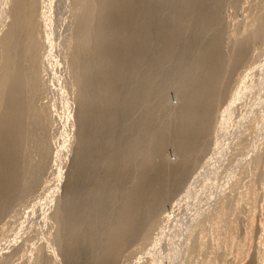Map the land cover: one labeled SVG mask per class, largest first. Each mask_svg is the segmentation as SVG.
Returning <instances> with one entry per match:
<instances>
[{
  "label": "rangeland",
  "instance_id": "rangeland-1",
  "mask_svg": "<svg viewBox=\"0 0 264 264\" xmlns=\"http://www.w3.org/2000/svg\"><path fill=\"white\" fill-rule=\"evenodd\" d=\"M12 3L13 0H0V38L10 29ZM84 3L85 0L39 1L36 33L39 57L36 108L39 123H33V119L29 118L31 134L27 142L28 160L31 167L36 168V179L32 187L10 202L0 215V264H71L65 251L66 244L60 240L61 236L69 234V230L60 231L55 213L64 201L68 174L80 148L77 119L79 89L72 55L76 15L81 12ZM192 4L193 14L187 16L192 17L189 21L191 25L194 20L203 19L207 8L218 7L220 10L218 28L205 27L202 35L195 36L198 38H193L191 47L187 49L190 53L187 52V57L191 59L200 44L220 41L224 74L220 79L221 95L214 107L211 128L193 156L181 185L159 208L152 226L133 235V238L129 236L111 264H264V30L261 39L250 37L260 20H264V0H199ZM183 5L181 1H174L156 13L172 17ZM242 43L245 52L236 63L232 59ZM175 62L176 59L162 67L141 66L136 70L141 72L140 75L136 78L123 75L117 81L116 92L111 93L115 96L129 86L141 88L138 81L145 78L148 72L175 73L172 76L157 75L159 81L165 80V83L161 82L163 87L159 96L163 108L157 113L154 111L150 123L139 124L143 121L142 110L145 107L136 104L131 108L130 117L126 119L127 122L130 119L132 124L136 121L137 127L130 131L131 134L127 131L120 137L118 145L122 151L112 152L114 155L117 153L118 162L115 160L112 164L103 160L93 167L86 164L87 171L84 168L83 173H79L83 176L77 178L75 194L88 193L89 190L92 192L90 201H95V198L100 200V207L103 206L98 207L96 213L99 212V217L105 216L101 219L106 226H98L104 229V236L107 233L105 228L121 208V198L138 175L135 166L147 151L146 146L150 145L152 128L158 130L165 127L164 123L171 120L172 111L182 103L180 91L190 77L182 76L183 80H180L181 72L196 69L194 65L181 66ZM150 75L153 74L148 77ZM233 98L235 100L229 106L228 101ZM172 134L174 131L165 135L154 155L155 161L171 165L178 162ZM132 137L140 140L138 152H145L127 163L123 159ZM125 141L126 144H123ZM119 162L124 166L119 167ZM101 180L104 188L96 195L94 192ZM105 220H109L108 225ZM101 233L86 245L90 248L85 246L81 249L77 264L100 262Z\"/></svg>",
  "mask_w": 264,
  "mask_h": 264
},
{
  "label": "bare ground",
  "instance_id": "bare-ground-1",
  "mask_svg": "<svg viewBox=\"0 0 264 264\" xmlns=\"http://www.w3.org/2000/svg\"><path fill=\"white\" fill-rule=\"evenodd\" d=\"M39 1L13 0V7L10 5L12 8L10 18L8 16L10 29L0 38V215L9 207L10 202L18 199L30 189L36 179V168L31 167L32 164L28 160L27 142L31 134L28 127L29 118L33 119V123H39V113L36 108L39 91V57L36 40ZM174 1H181L184 4L180 8L176 7L178 12L175 16L157 15L156 11L167 8L165 5ZM198 1L85 0L81 12L76 15L72 65L79 89L77 119L80 148L68 174L64 201L58 211H55L60 231L69 230V234L65 237L61 236L60 240L64 242V245L66 244L65 251L71 264L77 262L81 249L88 246L93 237L101 231V240L98 241L101 242L102 247H100L98 264H111L129 236L133 238V235L139 234L142 230L147 231L152 226L153 218L159 208L181 185L199 145L209 134L214 107L221 95L220 79L224 74L222 70L224 59L220 53V41L217 39L207 44L202 43L201 46L197 45L198 49L191 59H189L190 56L187 57V52L189 53L187 49L191 47L195 36L200 33L202 35L205 27L218 28V11L220 10L218 7L207 8L203 19H193L195 22L193 21L191 25L189 21L192 17L187 16L193 14L192 3ZM263 30L264 20L261 19L258 27L250 36L251 39H261ZM243 47L242 43L239 49H236L238 52L233 56L234 62L240 61L243 56ZM175 59L176 64L194 65L196 69H186L181 72V77H190L188 82L182 81L184 84L181 91L180 87L178 88L181 92L182 103L176 110L174 109L175 111H172L171 120L167 119L168 122L164 123L165 127L160 128L159 126L158 130L152 128L151 141L148 143L150 145L146 146L145 153L142 151L144 154L141 155V161L135 166L138 175L133 183L131 181L132 185L121 198V208L117 213L114 212L116 215L110 212L115 217L112 223L110 222L111 224L109 223L110 225L105 228L107 233L104 236V229L98 226H103L105 222L103 223L101 218L105 216L100 214L101 217H99V212L96 213V209L100 207V200L95 198L104 188L102 180L99 185L97 184V191L94 189L96 195H93L95 201L92 202L89 198L91 192L89 190L88 193L75 194L74 187L79 173L86 164L93 167L99 162L101 164L103 160H109L110 163L115 162L118 156H116L117 153L114 155L112 152L120 150V145H118L120 137L137 127L135 126L136 121L132 124L129 122L130 119L128 122L126 119L130 117L131 108L136 104L145 107L142 110L143 117L139 115L143 120L140 119L142 123L139 124L151 122L154 111L157 113L163 108L159 102V96L165 80L159 81L157 75L172 76L175 73L155 71V73L150 72L153 75L148 77L150 74L148 72L145 78H140L138 81L141 85V88L138 87L140 89L129 86L123 88L115 96L111 93L116 92L117 81H120L123 75L136 78L141 74L140 71H136L141 66L162 67ZM143 75L142 72L141 76ZM180 80H183V77ZM103 81H106L105 84ZM180 84L182 85L181 82ZM232 100L235 99L228 101L229 106L233 104ZM115 104H117L116 108H114ZM171 131H174L172 135L179 160L176 164L163 163V165L162 162L154 160V155L160 143L165 139V135ZM134 138L132 137L133 141L125 150L124 162L128 163L142 153L138 152L140 140ZM126 141L123 144H126ZM95 154L96 157H94ZM120 162L119 167L124 166L120 165ZM89 176L86 175V177ZM105 200H107L106 197ZM87 246V249L90 248Z\"/></svg>",
  "mask_w": 264,
  "mask_h": 264
}]
</instances>
